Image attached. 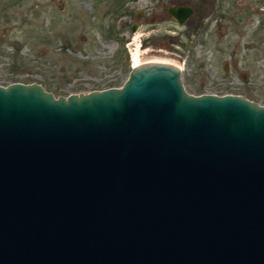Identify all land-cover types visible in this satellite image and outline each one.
<instances>
[{
    "label": "water",
    "instance_id": "obj_1",
    "mask_svg": "<svg viewBox=\"0 0 264 264\" xmlns=\"http://www.w3.org/2000/svg\"><path fill=\"white\" fill-rule=\"evenodd\" d=\"M0 264H264V105L161 62L82 94L0 85Z\"/></svg>",
    "mask_w": 264,
    "mask_h": 264
},
{
    "label": "rangeland",
    "instance_id": "obj_2",
    "mask_svg": "<svg viewBox=\"0 0 264 264\" xmlns=\"http://www.w3.org/2000/svg\"><path fill=\"white\" fill-rule=\"evenodd\" d=\"M176 1L0 0V85L38 83L56 97L119 87L138 50L177 61L190 94L264 105L263 0H245L252 7L220 40L190 36L167 14Z\"/></svg>",
    "mask_w": 264,
    "mask_h": 264
},
{
    "label": "flooded vegetation",
    "instance_id": "obj_3",
    "mask_svg": "<svg viewBox=\"0 0 264 264\" xmlns=\"http://www.w3.org/2000/svg\"><path fill=\"white\" fill-rule=\"evenodd\" d=\"M182 4L191 9L190 16L182 24L175 21L179 25H187L189 35L195 36L198 40L206 38L209 34L215 35L216 38L227 34L226 29L229 23L239 24L242 21L244 7L246 5L252 7L245 0H177L173 5L180 6ZM263 4H255V9L262 14L264 13ZM168 16L170 15L168 14Z\"/></svg>",
    "mask_w": 264,
    "mask_h": 264
},
{
    "label": "bare ground",
    "instance_id": "obj_4",
    "mask_svg": "<svg viewBox=\"0 0 264 264\" xmlns=\"http://www.w3.org/2000/svg\"><path fill=\"white\" fill-rule=\"evenodd\" d=\"M131 58H133L131 67H136V66L143 64V63L161 62V63H167V64L175 65L176 67L180 68V70L182 69L180 67V64L177 61L153 56V55H150L149 52H144L143 54H140V52L138 50H136L135 52H132Z\"/></svg>",
    "mask_w": 264,
    "mask_h": 264
}]
</instances>
